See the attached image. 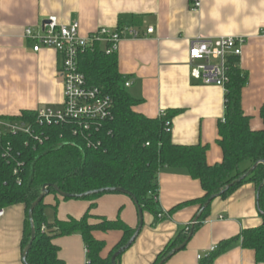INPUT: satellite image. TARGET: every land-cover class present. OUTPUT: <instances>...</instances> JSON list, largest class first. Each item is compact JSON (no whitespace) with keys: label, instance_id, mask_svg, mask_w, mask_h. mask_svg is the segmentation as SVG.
Wrapping results in <instances>:
<instances>
[{"label":"crops","instance_id":"1","mask_svg":"<svg viewBox=\"0 0 264 264\" xmlns=\"http://www.w3.org/2000/svg\"><path fill=\"white\" fill-rule=\"evenodd\" d=\"M200 4L198 11H192L189 0H0V117L58 109L63 102L58 76L61 56L50 49L33 52V42L24 38L27 28L37 31L49 17H56L62 25L77 23L82 36L101 28L132 26L143 37L126 38L120 43L117 70L130 82L127 92L139 101L135 112L150 119L174 112L172 143L206 147V163L219 164L223 154L217 143L218 124L225 114V92L191 80L189 44L198 37L246 39L239 66L247 74L248 83L242 91L241 106L250 118V129L263 130L260 109L264 106V0H200ZM149 28L153 33L145 35ZM203 195L199 181L185 171L162 170L158 175L159 209L167 214L180 205H190L160 221L143 212L141 230L119 264H154L179 229L192 223L199 210L192 203ZM44 204L46 220L52 223L68 217L80 219L90 202L60 198L55 203V197L50 195ZM95 204L91 212L94 216L119 218L131 228L139 224L137 207L126 195L106 194ZM2 211L0 264H23L25 207L15 205ZM262 222L256 189L245 184L225 199L216 198L208 218L186 247L164 264H200L221 242L243 230L257 228ZM93 236L104 243L101 256L106 258L122 233L95 232ZM53 244L60 264H87L86 248L79 235L57 237ZM213 264H256L255 253L242 249L237 242Z\"/></svg>","mask_w":264,"mask_h":264},{"label":"trees","instance_id":"2","mask_svg":"<svg viewBox=\"0 0 264 264\" xmlns=\"http://www.w3.org/2000/svg\"><path fill=\"white\" fill-rule=\"evenodd\" d=\"M239 63L237 58L228 61L225 114L218 124L217 142L223 158L213 166L206 163V147L172 143L174 112H165L154 119L135 112L139 101L124 87L125 79L117 70V54L106 55L100 46L82 55L78 66L89 86L111 98L110 118L84 130L74 122L38 125L36 111L0 117V121L23 122L32 127L31 134L0 131V211L15 205L25 207L22 253L31 239L28 213L42 194L43 186L48 185L47 196L59 197L53 189L57 187L70 196L64 199L66 201L90 202L80 219L68 217L65 221L55 219L49 223L44 215V198L32 212L35 239L27 263L60 264L53 240L79 235L86 248L87 264H111L116 253L119 255L115 264H119L122 254L133 244L129 245V241L139 224L131 228L119 218L108 220L92 215L96 200L106 194H116L111 190L123 189L132 194L142 213H150L156 221L171 217L190 204L180 205L167 214L159 209L158 175L168 169L183 170L199 181L204 195L192 205L199 206L197 214L202 211L193 227L190 224L179 229L154 264H164L176 248L193 237L209 216L215 200L209 202L211 197L225 199L245 184H252L256 189L257 208L263 220L261 226L243 230L236 237L221 242L200 264H213L237 242L242 249L255 253L256 264H264V164L261 163L264 162V129L252 131L250 118L242 110L241 96L248 77ZM260 118L264 125V106L260 109ZM244 165L248 166L244 168ZM110 231H119L122 237L108 257L103 258L105 245L97 241L93 233Z\"/></svg>","mask_w":264,"mask_h":264},{"label":"built area","instance_id":"3","mask_svg":"<svg viewBox=\"0 0 264 264\" xmlns=\"http://www.w3.org/2000/svg\"><path fill=\"white\" fill-rule=\"evenodd\" d=\"M189 1L191 10L198 11L200 0ZM152 33L153 29L149 28L145 35ZM142 37L132 26L125 25L116 29L101 28L88 36H82L77 23L62 25L56 17H49L37 31L27 28L24 38L33 42V52L50 49L61 56L58 76L63 87L62 105L58 109L37 110L36 123L52 125L74 122L84 130H89L95 123L110 118L113 107L111 98L88 85L79 70V58L97 46H100L106 55H115L124 39ZM245 44L244 37H198L190 41L188 66L191 80L204 86L220 87L225 92L228 61L231 58L240 61ZM129 86L130 82L125 81L124 87ZM0 131L31 134L32 127L23 122L0 121ZM2 216L3 211H0V218ZM214 250L215 248L211 249V252Z\"/></svg>","mask_w":264,"mask_h":264},{"label":"water","instance_id":"4","mask_svg":"<svg viewBox=\"0 0 264 264\" xmlns=\"http://www.w3.org/2000/svg\"><path fill=\"white\" fill-rule=\"evenodd\" d=\"M46 23V22H45ZM262 164H264V162H261ZM256 166V165H255ZM254 166V167H255ZM253 167V168H254ZM253 168L251 169V171L253 170ZM47 188H48V185H45L43 186L42 188V194L39 196V198L31 205L30 207V210H29V213H28V217H29V221H30V230H31V239H30V242L28 243V245L26 246L25 250L23 251L22 253V262L23 264H28L27 263V255H28V252L30 251L31 249V246H32V242L34 241L35 239V229H34V225H33V222H32V212L33 210L38 206V204L47 196L48 192H47ZM53 189L56 191L57 195L63 199H66V198H70L69 195L67 194H64L63 192H61L57 187H53ZM113 192H116L118 194H123V195H126L128 196L129 198L132 199V201L135 203V199L133 198L132 194L123 190V189H115V190H111ZM217 197L214 196V197H211V199L209 200V202H211L212 200L216 199ZM138 215H139V227L138 229L136 230L135 232V235L132 237V239L129 241V245L134 242L135 238L137 237L141 227H142V212L141 210L138 208ZM202 211V210H201ZM201 211L195 216V218L193 219L192 223H191V226L193 227V225L196 223V221L198 220V217L201 213ZM189 239L190 237L181 245L179 246L178 248H176L172 254H175L181 250H183L187 243L189 242ZM119 255V253H116L112 259H111V264H115V259L116 257ZM171 256V255H170ZM170 256L168 258H170ZM158 264H163V262H160Z\"/></svg>","mask_w":264,"mask_h":264},{"label":"rangeland","instance_id":"5","mask_svg":"<svg viewBox=\"0 0 264 264\" xmlns=\"http://www.w3.org/2000/svg\"><path fill=\"white\" fill-rule=\"evenodd\" d=\"M53 197H54V196H53ZM59 200H60V198H58V197L55 198V203L58 202ZM63 200H64V199H63ZM64 201H65V200H64ZM73 201H77V202H78V201H85V200H73ZM86 202H87V201H86ZM55 207H56V205L53 206V208H55ZM85 212H86V211H85ZM83 216H84V214L82 215V217H83Z\"/></svg>","mask_w":264,"mask_h":264}]
</instances>
